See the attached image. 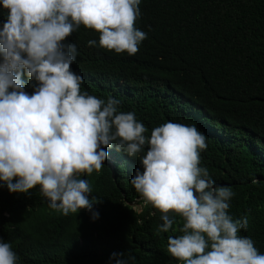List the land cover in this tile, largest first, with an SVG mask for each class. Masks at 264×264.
Instances as JSON below:
<instances>
[{
  "label": "trees",
  "instance_id": "16d2710c",
  "mask_svg": "<svg viewBox=\"0 0 264 264\" xmlns=\"http://www.w3.org/2000/svg\"><path fill=\"white\" fill-rule=\"evenodd\" d=\"M140 9L136 27L148 38L133 56L99 47V33L83 25L66 39L77 45L71 67L84 77L81 90L119 99L148 137L167 121L194 124L208 143L200 166L217 186L232 188L230 215L248 219L239 234L264 254V0H141ZM6 19L0 3V28ZM22 79L32 94L36 82ZM147 150L132 157L113 145L101 171L79 177L99 200L95 220L87 209L54 211L39 186L0 187V237L18 264H116L113 253L129 252L135 264H183L167 252L183 218L170 212L173 230L157 234L162 213L130 182Z\"/></svg>",
  "mask_w": 264,
  "mask_h": 264
},
{
  "label": "clouds",
  "instance_id": "9594fccd",
  "mask_svg": "<svg viewBox=\"0 0 264 264\" xmlns=\"http://www.w3.org/2000/svg\"><path fill=\"white\" fill-rule=\"evenodd\" d=\"M7 19L0 28V187L28 193L36 186L49 207L67 216L87 209L99 218V203L87 179L102 170L107 148L140 158L130 182L161 213L157 234L173 230L167 252L183 264H264V254L247 236L246 216L234 219L229 186H217L201 152L207 137L193 125L167 121L151 130L134 112L119 110L121 101L81 90L84 77L72 70L78 55L66 39L81 25L99 33L98 46L135 55L148 33L136 27L141 0H0ZM88 46H97L90 39ZM36 82L29 94L22 79ZM111 162L110 160H108ZM113 253L116 264H135L131 252ZM10 242L0 237V264H18Z\"/></svg>",
  "mask_w": 264,
  "mask_h": 264
},
{
  "label": "rangeland",
  "instance_id": "374dc122",
  "mask_svg": "<svg viewBox=\"0 0 264 264\" xmlns=\"http://www.w3.org/2000/svg\"><path fill=\"white\" fill-rule=\"evenodd\" d=\"M136 207H138V206H136Z\"/></svg>",
  "mask_w": 264,
  "mask_h": 264
}]
</instances>
